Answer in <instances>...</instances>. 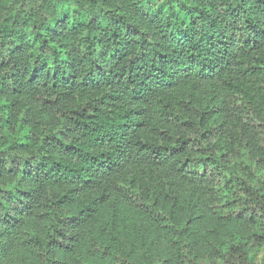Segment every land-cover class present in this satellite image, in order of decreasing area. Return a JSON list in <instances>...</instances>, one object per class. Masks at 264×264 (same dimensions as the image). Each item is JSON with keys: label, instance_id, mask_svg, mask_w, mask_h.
<instances>
[{"label": "trees", "instance_id": "16d2710c", "mask_svg": "<svg viewBox=\"0 0 264 264\" xmlns=\"http://www.w3.org/2000/svg\"><path fill=\"white\" fill-rule=\"evenodd\" d=\"M256 168L264 0H0V264H264ZM207 215L235 228L198 246Z\"/></svg>", "mask_w": 264, "mask_h": 264}, {"label": "rangeland", "instance_id": "374dc122", "mask_svg": "<svg viewBox=\"0 0 264 264\" xmlns=\"http://www.w3.org/2000/svg\"><path fill=\"white\" fill-rule=\"evenodd\" d=\"M207 96V95H206ZM205 97L202 98V101L206 104L209 99ZM241 159H239L237 162L239 164L243 162H247L246 159H248L247 151L244 149H240ZM236 161V160H235ZM253 167H255V163H253ZM241 168H239L240 170ZM257 176L261 177L263 176L262 181L264 180V169L263 168H256ZM230 173L228 175L226 174L224 182H228L230 180ZM236 179V177H234ZM233 179V180H234ZM220 182V179H219ZM174 203V202H173ZM168 206H172L171 204ZM187 208V206L184 207ZM116 217L117 219V229H118V236L123 243V246L128 249L129 251L132 250L135 252L138 258L147 256L149 253L151 255H160L165 254L169 249V246L167 244V240L165 239V232L157 231L153 225L147 220V218L139 214L136 211L128 210L125 208L119 209V212ZM102 217L105 220L109 219V213L104 212V215ZM101 217V218H102ZM203 223H199V239L198 246H202L205 242L204 240V234L206 235L208 233L209 228L212 226L214 227V230L217 232H220L221 234H224L228 229L234 230L235 226L230 224L227 221H217L211 217V215H207L206 218L202 221ZM185 228V225L181 227V230ZM238 229H235L234 232H236ZM235 234H239L237 231ZM14 257V258H13ZM26 258L29 259L27 252L21 251L17 248H15L9 255L7 256L6 260L4 262L9 263V260L11 258L17 259V258ZM8 260V261H7ZM5 264V263H4Z\"/></svg>", "mask_w": 264, "mask_h": 264}]
</instances>
